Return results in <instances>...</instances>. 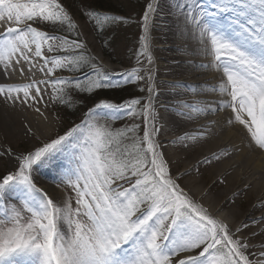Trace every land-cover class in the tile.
Instances as JSON below:
<instances>
[{"label": "snow or ice", "instance_id": "1", "mask_svg": "<svg viewBox=\"0 0 264 264\" xmlns=\"http://www.w3.org/2000/svg\"><path fill=\"white\" fill-rule=\"evenodd\" d=\"M158 8L157 0H147L136 66L111 73L89 53L63 0H0V75L24 78L0 83V103L27 107L47 120L50 105L71 108L76 95L141 82L138 90L145 93L122 103L100 99L80 123L26 152L0 145V157L15 160L14 169L0 176V264H264V211L234 226L213 215L181 186L187 173L173 175L162 150L151 51ZM173 11L197 42L189 54L208 58L192 66L216 74L213 84L173 85L213 94L211 100L180 101L189 111L178 114L188 120L227 115L169 143L189 147L229 129L240 144L221 148L213 159L243 148L264 153V0H174ZM82 14L100 34L129 23L91 9ZM122 119L129 122L115 127ZM26 134L34 135L30 127ZM61 155L67 164L57 186L68 194L57 203L33 172ZM253 207L264 209V201Z\"/></svg>", "mask_w": 264, "mask_h": 264}, {"label": "rangeland", "instance_id": "2", "mask_svg": "<svg viewBox=\"0 0 264 264\" xmlns=\"http://www.w3.org/2000/svg\"><path fill=\"white\" fill-rule=\"evenodd\" d=\"M165 2L168 1L159 0L158 17L156 19H153L152 22L153 24L151 26L152 28L151 31L153 33L151 51L153 56L156 57L157 63L160 64L159 67L157 66L160 73L158 74V76H156L155 79L156 83H159L160 82L159 80L163 81L165 79L167 80L176 79V78L182 79V78H186L190 74L191 75L193 74V72L186 71L187 70L186 67L189 66L191 67V65L186 63V60H188L190 55H188L186 51H184L187 43L186 41H183L184 40V38H182L183 34L181 32H179L178 34L174 33V35L166 34L167 33L166 27L168 21L165 20L164 16H162L167 14L165 9L167 4ZM63 3L65 7L68 8L70 14L73 17L74 22L77 24V30L81 33L80 39L87 43L89 53L92 56L96 57L100 63H102L105 70L111 73H121L126 69L130 70L131 68L136 66V53L139 49V36L142 33L141 17L145 5L147 3V0H63ZM99 5L102 6L104 9L109 7L114 11L111 10L105 11L101 9ZM85 9H91L101 13L121 16L126 18L129 21V23L127 24L119 23L104 31L103 34H100L98 31L93 29L92 23L86 19V16L84 14H82L83 10ZM43 30L48 31L50 33L53 31V29L50 26H44ZM165 35H167V37ZM164 44H165V49L161 48V46H163ZM166 67H171L174 70L175 75L172 76V78L165 77V75L163 74V69ZM175 67H180V68L176 70ZM181 67H184L183 70L181 69ZM56 75L60 77H71L75 75V76H80L81 79L84 78L83 74L81 73H72L68 71H58ZM18 78H19V73H16L10 80L5 76L0 75V81H6L8 83L18 82L17 80ZM111 79L114 82L122 81V77L118 75H113ZM173 85L175 84L166 81L165 84H163L157 89H159L160 91L161 90L164 91L165 89L168 88L169 89L173 88L175 90L180 89L182 95L181 96L176 95L173 97L171 96V98L168 97L166 98V96H164V92H162L163 96L161 95L157 96V106L162 104V101H166L167 99L181 100L187 98L188 96L187 93L189 92L188 89L184 87H173ZM188 85L190 86V84ZM143 86H144L143 82L139 84L120 83L119 87L97 90L94 94L85 93V94L76 95L75 99L76 101H78V103L74 104L71 108H67L58 104L50 105L46 111V115L48 116V119L44 121V124L47 127L46 132H48L50 137L45 136L46 132H44L45 134L44 136H41L43 135V133H41L39 129H38L39 131L37 130V133L36 130H34L33 127L37 126V124L35 123H38L36 121V118H38L37 114L30 112V110L26 112L19 105H17L20 108H17L16 112L14 110L9 111V113L7 112L8 115H6V118L4 119H2L0 116V145L11 148L12 151L15 153L26 152L34 148L35 146L41 145L42 142H45L50 138H54L56 135H62L67 129H69L74 125L72 124L73 121H76L75 124L80 123L81 120L84 119V114L87 112V110L89 108H92L99 101V100L94 101L95 97L101 94L105 95L103 91H108L109 93H107L106 97L104 98L101 97L102 99H106L111 102L118 103L113 99L126 98L125 100H127L134 96L145 95V93H142L138 90V88H141ZM113 90L120 91L121 93L117 95V93L113 92ZM191 96L195 97L197 96V94L192 93ZM0 106H1L0 108H2V105ZM7 106H9L11 109L16 108L11 105H7ZM177 106L179 107V105ZM3 107L6 106L3 105ZM157 112L160 115L164 113V110L162 107L159 106L157 107ZM0 113L3 115V117H5L4 113L2 112ZM185 120L187 119L185 118ZM128 122L129 121L123 119L118 120L115 122V127L119 128L123 124ZM26 125L32 128V132L34 133V135L26 134L27 133ZM167 132H168L167 134H159V140L161 139L167 140L168 138L174 139L178 133V132H172L170 130ZM165 143L167 142L164 141L163 144ZM164 146H168V145H164ZM193 159L199 160V156L196 155L193 157ZM192 161L193 160L190 159L188 162L190 163ZM52 162L53 163L56 162L57 166H59L58 164L60 163V165H62V169L65 166L64 163L67 164L66 158L62 155L56 157ZM215 162L217 161H213L212 165H215L216 164ZM14 167H15L14 158L0 157V176H2L7 171L13 170ZM209 167L210 165L208 166V168ZM179 170L181 171L182 167H180ZM194 170L196 172V169ZM39 172L40 171L36 170L33 173V177L37 178L36 182L38 179L41 178L43 179V177L40 176ZM60 173H61L60 169L56 171H52L51 173L52 176L58 182H59ZM193 173L194 172L191 173L190 178L180 179L182 184L189 186L188 184H191L193 178L197 177L196 175H194L193 177L192 176ZM49 183L51 184L50 186L52 185L57 186V183H55L53 180L52 181L50 180ZM61 189L63 190L62 195L66 197L68 193L66 192L63 186H61ZM206 190L207 191L209 190L208 191L209 195L213 194L214 192L220 191L218 190V188H213L212 190L210 189H206ZM12 202L14 203L16 202L14 198ZM232 205L235 207V210L237 211L240 210L238 200H235V202H233ZM243 205L246 206L244 203ZM225 210H226L225 208L220 209L218 212L214 213L213 215L215 216L221 215L223 217L224 214L226 213Z\"/></svg>", "mask_w": 264, "mask_h": 264}, {"label": "bare ground", "instance_id": "3", "mask_svg": "<svg viewBox=\"0 0 264 264\" xmlns=\"http://www.w3.org/2000/svg\"><path fill=\"white\" fill-rule=\"evenodd\" d=\"M165 1V0H164ZM168 2H165L167 6L165 7L166 13L165 15H162L165 17V20L168 21L166 31L167 35L169 34H178L181 32L183 34L184 40L186 41L185 50L188 55L189 53L195 49L198 45L196 40L193 38L192 35V29L190 25H186L184 19L182 16H179L178 14L173 11V4L174 0H167ZM157 3H159V0H157ZM159 10L154 15L153 19H156L158 17ZM155 23V22H154ZM153 24V23H152ZM152 30V28H151ZM0 31H3V28L0 27ZM167 35H165L167 37ZM153 33L151 31V43H152ZM161 48L165 49V44L161 46ZM164 51V50H163ZM166 53V50H165ZM154 57V56H153ZM159 59V58H158ZM208 58L203 56H193L190 55L188 60H186V63L191 65V67H186V71L193 72V74L188 75L186 78L182 79H165L163 81L159 80V83H156L157 88L162 86L163 84L167 82L173 83L175 85L177 84H184L190 86H196V85H205L207 84H213L216 81L214 80V76L216 75L213 72L205 71L203 69L194 68L192 66L193 62L196 65H199L201 63H207ZM154 70H155V77L158 76L160 73L158 70L159 63H157L156 57H154ZM158 66V67H157ZM171 67H166L163 69V74L165 77H170L175 75L174 70ZM176 70H178L180 67H175ZM184 67H181L183 70ZM196 69V71H195ZM37 78H39L42 74H36ZM23 77L19 75V78L17 79L18 82L23 81ZM156 81V80H155ZM6 81H0V83H3ZM165 82V83H164ZM163 83V84H162ZM159 85V86H158ZM158 90V95L166 96V98H171V96H181V90L180 89H165ZM193 92L189 91L187 93V98L185 99H167L166 101H162V104L159 106L163 108L164 113L160 114L158 117V124L161 128L160 134H167V131L172 132H178L176 137H179L180 135L184 133H193L200 129V125L205 124L208 120L212 119H218L223 118L227 115V113H218L217 115H209V116H200L193 120H185V117H180L181 115L178 114V112H188L189 109H184L180 107L179 102L184 101L189 104H192L196 101H206L211 100L213 98V94L210 92H204V93H195L197 96H191ZM194 94V93H193ZM2 105V108H0V112L5 114V117L0 113V116L2 119L6 118V115H8L9 111L14 110L16 112L17 108H20L18 106H15V109H11L6 104L0 103ZM6 106V107H3ZM179 105V107L177 106ZM157 106V107H159ZM177 106V107H176ZM1 107V106H0ZM24 111L35 113L33 110L27 108V107H21ZM43 110V109H42ZM8 112V113H7ZM36 121L38 123L36 127H33L34 130L39 129L43 135L46 137H50L47 131V127L44 124V118L38 116L37 114ZM40 117V118H39ZM33 118V117H32ZM34 119V118H33ZM48 122V121H47ZM31 123V121H30ZM43 123V124H42ZM48 125V123H47ZM26 130L28 125H26ZM49 127V126H48ZM169 127V128H168ZM31 128V127H30ZM32 129V128H31ZM182 129V130H181ZM38 130V131H39ZM180 130V131H179ZM44 132H46L44 134ZM40 134V133H39ZM171 138H168L167 140H160L162 143L165 141L167 143L163 145H168L163 147V151L170 162V168L173 175H177L180 173H187L185 175H182V178H190V175L192 172V176L196 175L197 177L193 178L191 184H188L189 186H186L185 184H182L181 180H179V183L182 187H184L189 194L196 199L198 202L202 203L206 208L209 209V211L214 214L218 212L220 209H226V213L224 214V218L227 217L234 226L236 223H239L241 220H250L251 218L259 217L261 212L264 211V209L261 208H254L253 206L256 205L260 201H264V153L259 152H251L247 148H243L242 151L239 152H233L230 156L227 157H221L219 160L213 159L212 154L219 152L221 148L230 147L232 144H240L241 137L233 134V132L229 129H224L223 131H220L218 134L212 135L210 138L203 139L197 143H191L189 147H184L180 144L172 145L169 143L170 141L174 140ZM241 147H243L241 145ZM173 150H171V149ZM199 156L198 159H193L194 156ZM205 157L209 158L207 162H205ZM190 159H192V162H188ZM215 162V165L213 164V161ZM54 161V160H53ZM189 163V164H188ZM192 163V164H191ZM210 167L208 168V166ZM56 165V162H51L47 166L36 167L35 169L40 171V176L43 177L41 179H38L36 184L43 188L48 195L58 203H62L63 200L66 198L62 195L63 190L61 187L57 186H50L49 183L50 180L57 183L58 181L52 176V171H56L59 169H62V165L60 163ZM180 167H182V170L180 171ZM196 169V172L195 170ZM35 170V171H36ZM206 170V171H204ZM62 171V170H61ZM34 173V172H33ZM209 180V181H208ZM213 188H218L217 192H214L213 194L209 195L208 191L206 189L212 190ZM235 200H238V204L240 206V210H235V207L232 205ZM232 203V204H231ZM243 203L246 205L244 206ZM220 218L224 219L221 215ZM255 230V226H251L250 231Z\"/></svg>", "mask_w": 264, "mask_h": 264}, {"label": "trees", "instance_id": "4", "mask_svg": "<svg viewBox=\"0 0 264 264\" xmlns=\"http://www.w3.org/2000/svg\"><path fill=\"white\" fill-rule=\"evenodd\" d=\"M99 7L101 8V9H103V10H105V11H108V10H111V11H114L113 9H111V8H103L102 6H100L99 5ZM113 92H115V93H117V95H119V93H121L120 91H116V90H113ZM103 93H105V95L104 94H101V95H98V96H96L95 97V99H94V101L96 100H100V99H102L101 97H106L107 96V93H109L108 91H103ZM117 98V97H116ZM113 99V98H112ZM126 98H123V99H119V98H117V99H113V100H115L116 102H118V103H121V102H123V100H125ZM76 123V121H73L72 122V124H75Z\"/></svg>", "mask_w": 264, "mask_h": 264}]
</instances>
